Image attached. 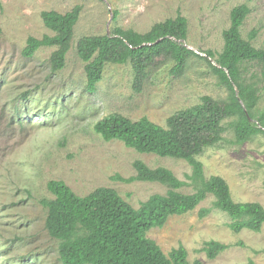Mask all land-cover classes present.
Wrapping results in <instances>:
<instances>
[{"label": "rangeland", "instance_id": "obj_1", "mask_svg": "<svg viewBox=\"0 0 264 264\" xmlns=\"http://www.w3.org/2000/svg\"><path fill=\"white\" fill-rule=\"evenodd\" d=\"M0 264H61L59 242L50 238L41 200H51L49 181H61L83 197L98 188L112 189L133 209L153 195H165L157 183H124L116 177L135 176L133 164L166 168L189 183L191 168L182 160L139 154L119 141L105 142L94 132L97 122L118 115L137 121L143 117L165 127L174 113L200 106L204 96L223 100L226 90L218 85L204 59L190 58L181 77L170 74L171 63L148 73L140 92L132 89L129 65L107 64L96 91H85V64L76 54L83 37L103 36L118 27L143 34L177 15L187 20L183 43L202 58L222 52V34L229 27L233 8L250 9L241 36L256 49H264V0H0ZM80 7L71 48L62 70L51 73L49 57L54 48H41L32 58L22 50L29 37L52 36L41 13L60 14ZM256 36L250 39L251 32ZM247 74L259 73L255 64ZM247 75V76H248ZM257 108L264 111V79L259 84ZM222 122L225 132L216 145L204 149L196 160L206 179L221 177L236 203H257L264 208V133L239 145ZM192 194L191 186L179 190ZM210 195L193 211L167 219L146 237L163 254L183 247L192 264H264V225L259 232H233L230 219L212 208ZM202 209H210L200 217ZM228 246L214 259L206 257L208 242Z\"/></svg>", "mask_w": 264, "mask_h": 264}, {"label": "trees", "instance_id": "obj_2", "mask_svg": "<svg viewBox=\"0 0 264 264\" xmlns=\"http://www.w3.org/2000/svg\"><path fill=\"white\" fill-rule=\"evenodd\" d=\"M2 5L0 3V10ZM246 5L233 8L229 27L223 31L222 52L214 64V54L197 55L183 43L187 38V20L177 15L153 25L140 34L133 30L114 28L110 34L83 37L76 43V54L85 64V91L93 94L107 64L129 65L132 71V89L140 92L149 71L171 63L170 74L181 77L190 58L204 59L218 85L227 96L214 100L204 96L200 106L184 109L171 115L165 127L143 117L137 121L113 115L100 120L94 132L105 142L119 141L139 154L182 160L191 168L189 183L180 181L166 168H148L141 161L133 164L135 176L128 179L116 177L124 183H157L167 188L165 195H153L133 209L115 191L98 188L86 196L75 195L61 181H49L47 191L51 200H41L46 210L44 227L48 236L59 242L58 256L61 264H190L187 253L179 246L165 256L159 246L146 237L154 228H161L167 219L193 211L208 195L214 198L212 208L230 219L233 232L244 229L259 232L264 225V208L257 203H236L232 200L226 182L217 176L206 179L202 164L196 160L204 149L222 140L227 128L235 142L242 145L253 136L264 133V111L257 108L260 82L264 79V49L254 48L241 36V27L249 15ZM80 7L60 14L54 11L41 13V20L52 36L42 39L29 37L22 50L24 58H32L41 48H54L49 57L51 73L62 70L71 48L74 27L78 22ZM1 32V30H0ZM256 32L250 34L254 39ZM255 64L259 73L247 74L246 66ZM248 75V76H247ZM191 186L192 194L179 190ZM210 209L200 210L205 217ZM228 249V246L211 241L203 252L209 260ZM192 264H201L195 261ZM245 264H254L248 261Z\"/></svg>", "mask_w": 264, "mask_h": 264}]
</instances>
